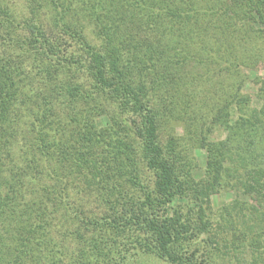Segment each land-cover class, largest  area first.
<instances>
[{
	"label": "trees",
	"instance_id": "obj_1",
	"mask_svg": "<svg viewBox=\"0 0 264 264\" xmlns=\"http://www.w3.org/2000/svg\"><path fill=\"white\" fill-rule=\"evenodd\" d=\"M201 1L47 0L48 22L39 5L18 20L0 2V264H128L138 253L214 264L211 230L223 220L226 243L249 239L264 264V0ZM90 21L101 47L86 37ZM169 33L167 52L155 43ZM128 47L136 57L124 60ZM84 69L96 93L67 86ZM202 88L213 96L200 116L188 108ZM67 93L70 108L99 95L114 107L58 113ZM175 119L207 150L200 179L174 128L161 142ZM215 191L234 198L211 215Z\"/></svg>",
	"mask_w": 264,
	"mask_h": 264
},
{
	"label": "rangeland",
	"instance_id": "obj_2",
	"mask_svg": "<svg viewBox=\"0 0 264 264\" xmlns=\"http://www.w3.org/2000/svg\"><path fill=\"white\" fill-rule=\"evenodd\" d=\"M0 2H2L3 6H7L9 7L10 11L12 12V15L17 18L18 20H22L24 18H30L31 20L33 17L32 14V10L37 7L36 9L38 10V19L41 20V22H48L52 19V17L55 14V10L53 7H51L48 3L47 0H1ZM201 0H198V3H201ZM77 5V3H76ZM2 15V14H0ZM86 28H85V33H86V37L88 39V41H90V43L94 44L97 47H101L102 44V39H100L94 31V25L93 23L90 22H84ZM24 32V30H22ZM152 37V36H151ZM171 37L170 33L167 34V41L164 40V38L162 40H158L156 41V46L157 47H161L163 50H166L168 52L167 49H165L162 44H166L167 42H169L168 38ZM171 41V40H170ZM165 46V45H164ZM195 47V46H194ZM196 48V47H195ZM194 48V51H195ZM138 55V54H137ZM136 57V54H133L130 52V48L128 47V49H125V53H124V60H126L129 57ZM85 63V62H82ZM83 72H81L79 75H76V73L74 72V76L69 75V77L67 78L68 82H67V86L68 87H81V89L84 91V93H96V91L98 90V84L95 82L94 80V76H92L91 74V70L90 69H84L81 70ZM258 74H263L264 75V64L261 63L259 66V71ZM32 87V86H31ZM30 87V89H31ZM36 87V86H35ZM209 89L212 88L211 85L206 86ZM203 90V91H202ZM206 90V88H202L199 89V97H196V100L191 101L190 103V107L188 108L189 111H194L196 114L202 116L205 109V106L208 104H210V100L209 97L211 98L213 96V94L211 92L208 91H204ZM251 93H255V91H257V88H251L250 89ZM29 94L30 99H28L27 97H25L30 103L32 107L36 108L37 102L42 100L41 98H39V96L35 97L36 95L34 94L33 91L29 90L27 91ZM218 93H220L219 91H217ZM222 93L218 94L221 95ZM223 95V94H222ZM69 96L70 93L65 94L64 100H65V105L63 103H61V105H59V108L57 109L58 113H66L68 114L71 110L73 113L77 110L75 109H79L80 107L83 108H88L90 105V108L92 107V109H98V110H102V109H107L108 107L109 109H112L113 104L108 103L109 100H106L105 97L103 98L102 96H98V100L97 102L93 101L92 98L90 99L89 104H86L77 100L79 104H77L76 108H70V106H72L71 104H66L67 100L69 101ZM255 97V94H254ZM70 99H72L70 97ZM71 101V100H70ZM57 105V104H56ZM67 105V106H66ZM24 105L20 104V109H23ZM64 106V107H63ZM117 108V107H116ZM114 108L113 111H111L110 113L117 114L118 112V108L116 109ZM120 115L122 116L123 119H125L124 123L127 121L131 122L132 119H134V116L131 113H127L122 112L120 113ZM173 122H170L169 124H165L162 123V130H161V134H160V138H161V142L163 143V146L167 149L168 148V143H169V137L171 134H173V129L175 130L176 133H174V135L177 138H180V140L178 139L177 142L179 143V148H181V150H183L184 155H186L187 157H194L196 155V160L194 161L195 165L197 166V168L194 169V174L196 176V179H200L201 176H205V166L207 165V150L200 148L195 150L194 149V144L192 143V141L187 140L184 136L186 135V133L184 132V128L186 127V125L181 122L178 119L172 120ZM176 121V122H175ZM111 123V122H110ZM109 125V122H108ZM172 127V128H170ZM19 136H21L22 138L24 137L25 131L23 130L22 132L19 130L18 132ZM128 134H132L133 132H128ZM218 136H220L221 138H224L226 133H219L217 134ZM133 141V140H132ZM20 144V141H19ZM18 146H14L15 147V151H17ZM144 173H142V178L144 183L146 182V185H150L151 186V182L153 181V174L151 171H148L147 169H144L143 171ZM47 180V179H46ZM48 181V180H47ZM71 195L75 200H81L82 198L84 199L83 195H78L76 194L74 190H71ZM142 196L145 195V189L142 190L141 189V193ZM234 198V194L232 193H226V192H214L211 195V203H210V209L208 210V213L211 212V210L213 211V214L217 212V214H219L222 211V208L225 206L226 202H229L231 199ZM245 198V197H244ZM92 200V199H88V202ZM93 202V201H92ZM90 203V202H89ZM188 203V200L186 199H180L178 204L180 205H186ZM250 204H255V201L253 200H249ZM88 207L93 206L96 207L97 205L95 203H90L87 204ZM198 207V206H196ZM96 211L97 208H93ZM99 209V208H98ZM212 215V213H209ZM225 222V223H224ZM222 224L216 227H213L211 230V234L214 235L217 239V243L216 245L212 246L213 251H214V264H256L255 260H254V256L253 251L248 248V244H249V239H248V243H245L246 241H244L246 247L241 246L239 247V249H234L232 247H230L229 244L231 243H226V234H229L227 237L230 238L232 235L230 234V232L226 231V221L223 220L221 222ZM242 225L239 224V230L243 231V232H248L249 229L247 228L248 226L244 227ZM229 232V233H228ZM207 234H205L204 236H206ZM232 238V237H231ZM8 240L10 241V238H8ZM231 242V241H230ZM74 248V245L71 244V251ZM8 257V255L6 256ZM128 264H171L169 261L162 259L158 256L152 255V254H143V253H138L136 256H134L133 258H130V260L128 261Z\"/></svg>",
	"mask_w": 264,
	"mask_h": 264
}]
</instances>
